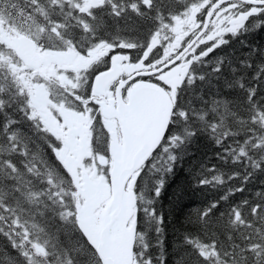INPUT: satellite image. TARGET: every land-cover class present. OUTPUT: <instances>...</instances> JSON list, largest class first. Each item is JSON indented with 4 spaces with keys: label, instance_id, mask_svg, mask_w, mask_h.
I'll return each mask as SVG.
<instances>
[{
    "label": "snow or ice",
    "instance_id": "snow-or-ice-1",
    "mask_svg": "<svg viewBox=\"0 0 264 264\" xmlns=\"http://www.w3.org/2000/svg\"><path fill=\"white\" fill-rule=\"evenodd\" d=\"M0 264H264V0H0Z\"/></svg>",
    "mask_w": 264,
    "mask_h": 264
}]
</instances>
